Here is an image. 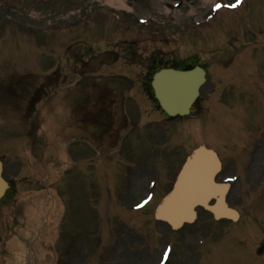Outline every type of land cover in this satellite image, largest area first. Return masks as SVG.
<instances>
[{
  "label": "rangeland",
  "instance_id": "1",
  "mask_svg": "<svg viewBox=\"0 0 264 264\" xmlns=\"http://www.w3.org/2000/svg\"><path fill=\"white\" fill-rule=\"evenodd\" d=\"M98 1L103 2V0H57L54 5L55 8L51 7L50 10L36 8V13H33L29 17L14 13V10H11L12 16L7 19V22L5 21L3 13L0 12V26L3 21L5 24L2 27H8L9 32L7 33L10 35H8L7 41L2 44V46H5L2 52L14 51L15 47V52H19L17 53L19 56L22 54L20 52L24 50V47H28L29 50L26 54L29 56H34L36 52L35 54L41 57L46 51L45 47L39 48L45 52L37 50L35 45H32L27 40L22 42L26 44L25 46L20 44L21 41L19 43L16 42L18 41V33H21L19 29L21 24L16 23V17L24 23L46 24L45 21L50 22V25H56L54 29L59 31L63 23L73 24V26L77 24V27H81L82 24L86 25L84 29L75 31V36L70 37V34H65V40L62 39L59 47L55 48V53H58L57 57L61 58L60 64L56 65V73L63 83L73 85H60V92L74 111L81 114L85 113L86 107L85 87L83 86H87L86 90L96 89V91H101L98 84L99 77L97 75L88 79L84 78L85 73L91 71L90 68L94 62V60L88 63L86 61L91 57L90 52H93L90 48L86 47V44H89L86 40L90 37L88 34L94 33V42L98 41V29L100 27H95L94 25L104 18L100 14L102 12L99 11L100 4H94V2ZM129 1L131 2V0ZM218 1L229 3L233 0H206V2L202 0H137L135 7L133 6L136 11L134 17L136 20L138 19V23L140 19L147 21L146 25L139 23L141 26L139 36L141 55L133 58V60L130 57L123 56L119 58V61H110L103 68L97 64L100 68L98 74L104 77L116 74L121 75V73L131 74L132 80L135 82L131 87V97L134 105L138 108V104L146 113L152 114L155 109L152 105L153 103L148 98L149 90L147 85H145L147 73L146 70H143V67L146 68L148 65L149 69L152 65L151 60L152 62L156 60V58H153L155 56L153 55L154 52L161 54L159 49L163 45L161 43V37L163 35L170 39L175 38V41L171 40V43L164 45V48L165 50H176L179 57L177 58L171 55L172 58H177L176 62H181L182 60L191 58V56H195L200 60V63L207 64L206 66L210 73L209 82L203 89L202 98L196 105L198 109L196 113L198 116L196 118L177 120L176 122H172L171 127L160 126L156 123L154 126L156 129L140 131L138 140L136 138H124L118 150L113 152L110 158H94V167L91 168L90 174L88 175H83L82 173L81 176H78L77 172L68 171L71 168V162L66 152H58L60 149L59 144L46 145L41 150L42 153L39 152V156L35 159L34 164L42 167L40 177L47 182L44 185L45 191L48 193L44 198H51L52 200L50 199L45 202V208H37V211L38 215L41 214L40 217L43 219V229L47 226L44 225V221L48 225L50 223L54 225L58 205L56 201L59 202L61 200L60 210L64 209V211L63 216L62 212L60 213V218L61 216H65V218L62 223V229L58 230L57 241H62L58 247H61L64 243L71 242L80 231L81 233L83 232V226L87 225L91 230L90 236L92 237V241H89V247L90 250L92 249L93 256L99 257L103 264H107L105 258L100 257V255H108L111 253L112 250L109 249V245H114V239L116 236L118 237L119 229L107 228L106 231L104 229L102 230L100 224L103 217H101L99 212H97L95 217L91 216L90 218V215H95L94 205L96 200L103 198L97 201L98 204L100 206L106 205L110 208V212H107L106 215L107 223H109L115 217L111 213V203H109L111 198H104L109 187L112 189L113 210L122 213L125 196L120 191H115L112 187L113 185L121 182L122 179L125 184L133 175L136 181L142 182V185L150 179H155L159 182L163 178L162 169L165 171V178L170 174L168 178L170 182L172 177L174 178L175 172L178 170L184 158L193 150L205 144L215 149L222 158H226L228 168H226L220 180L234 175L238 176V178L242 176V179L239 178L233 185L235 188L233 187L234 194H232V197L237 203L235 207L240 209L244 215L243 224L248 223L250 220L253 221L254 212L264 203V188L253 184L251 180L249 183L247 182V171L250 169L245 164L246 153L244 152L249 150L256 153V157L258 156V158L253 169L250 171L254 177L264 176V151L259 149L261 146H264V143H262L264 139V124L258 127L261 121L257 122L259 119L257 108L261 105L257 96L263 93L259 88L264 84V56L258 54L259 50L253 51L252 53L255 56L248 58L245 62L243 61L244 63L240 71H238L240 67L237 65L240 64L242 60L241 55L244 53L245 48H247V46L244 47L242 44L248 45L250 42L252 44L261 43L264 40V0H251L246 8H243L240 12L223 9L217 16L218 18L216 17L217 19L215 18L213 22L202 24L198 20L200 13H202V17L204 15L207 17L211 13V7ZM0 2L8 6L17 7H32L35 5V0H0ZM175 3L180 4L177 9L174 8ZM109 16L113 17L112 14ZM3 17L4 19H2ZM85 17L88 19L85 20ZM70 18L71 21L69 20ZM198 22H201V24L197 25ZM90 23L92 24L90 25ZM118 25L107 27L108 31L113 32L114 41H112V36L110 35L103 37V47L96 48L97 51L95 53L93 52L95 55L94 59L97 62L100 57L105 56L107 50L115 47L116 40L114 32L118 31ZM70 28L67 32L70 31ZM80 31L83 32L77 35V32ZM72 43L74 46H71ZM216 44L218 45L216 46ZM10 45L13 46L12 50L9 48ZM214 45L220 49H218V57H212L210 53ZM82 46L84 49L80 50ZM234 49L236 50V56L230 53ZM248 49L250 50V48ZM185 50L189 53L186 54ZM227 50H229V53L221 52ZM248 53L249 51H246V54ZM126 60L130 64L133 63L132 73L127 70ZM23 62L22 68L25 71L33 73L37 71L43 72L42 70L49 66L50 58L36 60L26 57ZM256 62L261 64V68L259 70L249 71L251 64ZM169 63L173 65L172 61H169ZM110 66L111 68L108 69ZM231 76L233 77L232 79ZM105 79L108 80V77H105ZM33 82V77L15 78L10 76L8 84L11 87L26 89ZM54 82L60 84L58 80ZM76 85H79V87ZM234 85L236 88H234ZM255 86L256 89H252ZM12 92L15 91L11 90ZM237 100H241V103ZM242 105L244 106L242 110L244 124L237 115V112L240 111L234 109ZM0 106L1 108L3 106L1 98ZM159 118V114L154 113L152 120L157 122ZM215 124L218 126L214 128ZM165 127H167L171 135L168 141L169 144L167 145H165L166 132L158 130L161 128L165 130ZM137 129H140V127L138 126ZM246 130H256V132H251L252 135H250V132ZM136 132L138 131L136 130ZM256 137L258 138L255 140ZM234 150L237 153H234ZM71 153L75 156L74 151H71ZM109 153H111L110 150H107L104 153V157ZM54 155L57 156V161L53 160ZM111 161L114 162L115 166H108V163ZM145 164L150 168L147 172L140 174L139 168ZM130 165L133 166V169L129 170L130 175H125L122 178V176L114 172V167L127 170V167ZM172 165L175 166L171 170L170 167ZM81 166L84 169L90 168L87 163L83 162ZM142 185L134 183L130 186L133 190L129 193L127 192L126 205L127 202H129L128 205L131 204L132 199L136 202L146 194L144 192L145 189L142 190L144 188ZM57 187L61 188V194L58 193ZM165 188H161L159 192L160 199L164 196ZM139 191H142V193H139ZM247 193L249 194L247 195ZM18 194L21 195V198H30L32 193L29 190H20ZM128 207L130 210L131 207ZM2 213V225L8 219L12 225L10 213H7L6 209H3ZM100 213L103 214L102 212ZM151 215L152 210L147 216ZM25 217L26 213L24 219ZM28 217L30 219L32 217L30 212H28ZM89 219L91 220L90 224L88 223ZM127 225L130 228L133 227L132 229L137 233L139 231L141 232L138 234L147 235L148 244L152 247L156 245L157 238L153 236V233H145V228L142 227L143 224H137L134 217L127 218ZM36 226L40 227V224L37 222ZM3 229L4 226L0 231L3 232ZM81 236L83 237V233ZM96 236L101 237L100 242L96 240ZM125 240L129 239L124 237L123 241ZM138 242L139 240L129 242L128 244L124 243V246L113 254L109 262L114 263L116 260L131 259L129 256H132L135 243L137 244ZM161 243L164 242L159 241V244ZM252 244L257 246L258 241H252ZM45 249L49 250L46 247ZM45 249L41 251L45 252ZM162 250L163 246H161ZM14 251L12 249V252ZM46 254H50V251L45 252ZM18 255H20V252ZM157 255L158 251H154L145 264H155ZM24 256L28 257V254H24ZM222 256H225L227 259L229 254L221 251L217 252L213 264H229L228 262L223 263ZM49 260L46 259L44 263L47 264ZM236 264L243 263L238 260ZM252 264H264V260L260 261L259 259H255L252 260Z\"/></svg>",
  "mask_w": 264,
  "mask_h": 264
},
{
  "label": "water",
  "instance_id": "2",
  "mask_svg": "<svg viewBox=\"0 0 264 264\" xmlns=\"http://www.w3.org/2000/svg\"><path fill=\"white\" fill-rule=\"evenodd\" d=\"M168 76L169 77L170 76H174V77H171V78L177 77L178 79L183 80L188 85H190L189 86L190 87V95L186 97V99H185V101L183 103L172 101L170 103L171 104L170 105L163 98L162 94H160L159 87H158L157 82H156L155 89H156V92H157V96H158L160 102L162 103L163 107L166 109V111L169 114H171V115L176 114V113L185 114V113L188 112V109H189L190 105L192 104V102L196 98V96H197V93H196L197 92V88H198L199 84H201V82H199V80L202 81L203 78H195L194 79L193 76L190 75V74H183V73H177V72L168 73ZM169 77H166V78H169ZM191 79H193V81ZM158 81H160V79H158ZM168 99L170 100V98H168ZM197 157H199V154L197 155ZM184 195H186L188 197H194L196 195V190H194L192 192L187 191ZM179 199H180V197L178 195L177 196V200H179ZM172 201L176 202V197Z\"/></svg>",
  "mask_w": 264,
  "mask_h": 264
},
{
  "label": "bare ground",
  "instance_id": "3",
  "mask_svg": "<svg viewBox=\"0 0 264 264\" xmlns=\"http://www.w3.org/2000/svg\"><path fill=\"white\" fill-rule=\"evenodd\" d=\"M115 1H119V0H107L108 3L110 4H114ZM167 97L170 98L171 101H174V102H179V103H183L187 97V91L186 89L184 88H179V89H172V90H169L168 93H167ZM203 163L205 164L204 166H198L196 167L193 172L191 173V177H194V172L195 171H198V170H203L202 167H206L207 168V171L209 172L210 169H211V166H212V162L209 158H205L203 160ZM197 182V181H195ZM193 186H198L199 187V184L196 183V184H193ZM210 187V183L209 182H205V195H207V191ZM198 198V194H196L194 197H193V201H196V199ZM180 214L177 212V211H174L172 212V216L173 218H179Z\"/></svg>",
  "mask_w": 264,
  "mask_h": 264
},
{
  "label": "snow or ice",
  "instance_id": "4",
  "mask_svg": "<svg viewBox=\"0 0 264 264\" xmlns=\"http://www.w3.org/2000/svg\"><path fill=\"white\" fill-rule=\"evenodd\" d=\"M229 6H231V7H235L236 5H229ZM220 7H221V5H219V4L216 5V8H217V9H219ZM165 258H167V257L165 256Z\"/></svg>",
  "mask_w": 264,
  "mask_h": 264
}]
</instances>
